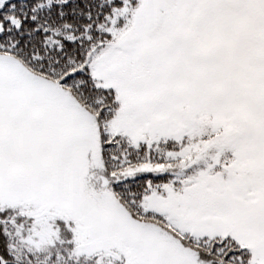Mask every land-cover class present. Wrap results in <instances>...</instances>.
<instances>
[{
    "label": "snow or ice",
    "instance_id": "1",
    "mask_svg": "<svg viewBox=\"0 0 264 264\" xmlns=\"http://www.w3.org/2000/svg\"><path fill=\"white\" fill-rule=\"evenodd\" d=\"M0 264H264V0H0Z\"/></svg>",
    "mask_w": 264,
    "mask_h": 264
}]
</instances>
